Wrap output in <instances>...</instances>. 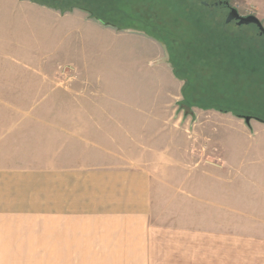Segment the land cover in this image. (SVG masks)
Here are the masks:
<instances>
[{"label": "rangeland", "instance_id": "1", "mask_svg": "<svg viewBox=\"0 0 264 264\" xmlns=\"http://www.w3.org/2000/svg\"><path fill=\"white\" fill-rule=\"evenodd\" d=\"M47 1L54 8L0 0V121L44 119L9 106L138 110L131 121L149 127L133 133L173 145L175 157L164 164L182 168L177 179L160 171L164 200L186 175L197 200L228 209L224 229L264 244V123L256 120H264L263 40L180 17L190 8L185 0ZM241 1L264 11V1ZM256 260L240 257V264Z\"/></svg>", "mask_w": 264, "mask_h": 264}, {"label": "crops", "instance_id": "2", "mask_svg": "<svg viewBox=\"0 0 264 264\" xmlns=\"http://www.w3.org/2000/svg\"><path fill=\"white\" fill-rule=\"evenodd\" d=\"M3 109L44 119L0 121V264L262 263L264 244L224 229L228 209L197 200L186 175L164 200L160 171L182 168L164 164L173 145L133 133L149 127L138 110Z\"/></svg>", "mask_w": 264, "mask_h": 264}, {"label": "flooded vegetation", "instance_id": "3", "mask_svg": "<svg viewBox=\"0 0 264 264\" xmlns=\"http://www.w3.org/2000/svg\"><path fill=\"white\" fill-rule=\"evenodd\" d=\"M189 4V9L180 10L179 16L193 17L196 19L207 18L208 24L205 26L209 31L226 30L233 28L240 30L247 29L254 34L257 41L264 43V11L261 6L254 11L243 8L241 0H185ZM264 1V0H258ZM258 2V3H259ZM253 19L257 20L255 23ZM249 23H245L246 21ZM198 25H191L196 27ZM126 30L136 31L130 26ZM185 106H183L184 108Z\"/></svg>", "mask_w": 264, "mask_h": 264}, {"label": "trees", "instance_id": "4", "mask_svg": "<svg viewBox=\"0 0 264 264\" xmlns=\"http://www.w3.org/2000/svg\"><path fill=\"white\" fill-rule=\"evenodd\" d=\"M31 1L36 2V3H39V4H41V5H45V6H48V7L54 8V7H52V5L50 4V2H48L47 0H46V1H47V4H46V3L43 4L45 0H44L43 2H41V1H37V0H31ZM84 9H85V8H84ZM95 17H96L99 21H101V18H100L99 16H98V17L95 16ZM113 26H115V25H113ZM130 26H131V25H125V26H124V25H123V26L120 25V26H117V27H118L119 29H123V30L125 29V30H126V29H128V28H131ZM115 27H116V26H115ZM252 119H253V118H252ZM262 123H264V120L262 121Z\"/></svg>", "mask_w": 264, "mask_h": 264}, {"label": "water", "instance_id": "5", "mask_svg": "<svg viewBox=\"0 0 264 264\" xmlns=\"http://www.w3.org/2000/svg\"><path fill=\"white\" fill-rule=\"evenodd\" d=\"M253 21H254L255 23H258V21L255 20V19H253ZM245 23H249V21L247 20ZM184 110L187 111V112L189 111L188 108L186 109L185 107H184ZM241 119L244 120V122L246 123V125H248L249 122H250V120H251L250 117H241ZM256 120L262 122L261 120H258V119H256Z\"/></svg>", "mask_w": 264, "mask_h": 264}]
</instances>
